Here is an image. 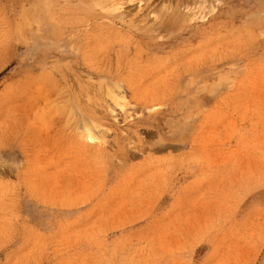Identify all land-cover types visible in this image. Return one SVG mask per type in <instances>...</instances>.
I'll return each instance as SVG.
<instances>
[{"label": "rangeland", "instance_id": "obj_1", "mask_svg": "<svg viewBox=\"0 0 264 264\" xmlns=\"http://www.w3.org/2000/svg\"><path fill=\"white\" fill-rule=\"evenodd\" d=\"M0 264H264V0H0Z\"/></svg>", "mask_w": 264, "mask_h": 264}, {"label": "bare ground", "instance_id": "obj_2", "mask_svg": "<svg viewBox=\"0 0 264 264\" xmlns=\"http://www.w3.org/2000/svg\"><path fill=\"white\" fill-rule=\"evenodd\" d=\"M199 4V3H198ZM196 5V4H195ZM200 7H201V5H200ZM188 9V8H187ZM162 16H163V14H162Z\"/></svg>", "mask_w": 264, "mask_h": 264}]
</instances>
